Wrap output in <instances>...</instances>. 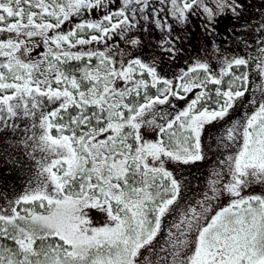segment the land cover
Here are the masks:
<instances>
[{"label":"rangeland","instance_id":"374dc122","mask_svg":"<svg viewBox=\"0 0 264 264\" xmlns=\"http://www.w3.org/2000/svg\"><path fill=\"white\" fill-rule=\"evenodd\" d=\"M58 1L56 7L57 0H0V28L7 31H0V42L9 41L8 46L0 44V101L10 114L16 111L20 96L29 94L36 100L39 96L35 94L50 93L56 98L57 90L48 83L47 78L51 75L44 70L48 57L42 67H32L28 63L36 56L28 57L27 52L36 46L34 40L38 39V32L26 43L18 34L20 30L15 29L10 35L8 29L24 23H35L39 27L50 22L54 24L57 12L59 20L56 21L62 22L81 5L99 0ZM81 23L62 27L51 34L50 53L63 52L70 47L94 50L87 46L101 37L102 20L91 17L83 25ZM86 26L90 27L88 36L80 35L78 41L68 38L69 32ZM259 26L264 28V15ZM39 27L33 28L34 31ZM18 40L19 46L14 45ZM98 49L109 60L111 68L106 70L102 66L89 70L94 78L102 73V77L108 79L104 80L101 93L96 97L93 93L91 100H86L113 105L132 83L131 49L128 45L112 44ZM60 56L72 58L60 54L57 59H61ZM141 63L136 65L141 66ZM235 64L246 66V81L244 83L243 78L241 87L226 92L227 103L222 108L193 112L199 97L198 86L183 84L181 94L176 85L179 79H167L168 90L172 88L180 97L177 106L166 101L125 122L110 121L103 130L82 143L79 140L66 143L55 137L35 135L29 141V157L40 171L48 174L50 188L43 184L36 192H29L24 186L0 183V216L8 218L17 213V204L28 200L27 197L42 199L39 201L41 206L51 204L47 211L25 209L23 215L60 235L71 246L72 256L81 261L86 259L91 246L106 249V252L94 254V258L85 264H264V42L259 39L239 43L221 37L205 50L194 52L185 63L186 70H205L212 82ZM251 75H254L251 83L255 88L250 96L247 92ZM157 78L163 79L161 75ZM58 94L64 101L70 99L65 89H60ZM246 104L248 108L243 110ZM32 108L34 106L26 109L31 113ZM233 117L235 140L232 145H227L230 139L223 140L226 135L223 128ZM176 123L191 129L195 138L194 152L176 154L161 144V130ZM124 124L136 126L142 164L162 171L175 187L179 186L176 173L181 164L206 161L217 149V144L228 150L220 166L209 173L195 209L186 216L177 215L163 233L160 232L163 215L172 206L173 199L155 207L153 225L149 229L143 202L148 196L133 200L129 206L126 204L127 211L121 217L99 208L95 204L96 196L86 190L87 186L102 189L101 184L104 185L100 197L104 202L117 200L122 194L118 179L126 170L125 158L118 152H108L105 142L116 136ZM216 132H219L217 141L214 139L212 143ZM211 143L214 147L209 145ZM84 171H89L84 190L78 195L66 196L63 192L65 180ZM19 212H24V208ZM23 244L29 245L28 238ZM50 264L71 263L56 260Z\"/></svg>","mask_w":264,"mask_h":264},{"label":"trees","instance_id":"16d2710c","mask_svg":"<svg viewBox=\"0 0 264 264\" xmlns=\"http://www.w3.org/2000/svg\"><path fill=\"white\" fill-rule=\"evenodd\" d=\"M57 4L59 1L56 7ZM225 28L222 36L228 38L231 29L229 25ZM253 28L257 30L256 27ZM89 29L90 27L77 28L76 36H88ZM260 35L254 31L246 36L240 35L238 39L241 43L252 39L264 41L263 34ZM181 38L182 33H179L174 39L181 40ZM200 38L197 31L191 30L188 41L189 52L178 63H172L171 66L164 64L159 66L158 61L176 60L175 52L174 58L170 59L172 53L166 51L153 49L144 53V56H140L131 50L129 67L132 83L130 88L119 96V100L113 102V105L89 102L93 93L96 97L102 92L103 84L108 79L102 77V73L94 78L90 76L89 70L99 67H105L108 70L111 68L109 60L97 54L79 59L61 56V59L58 58L57 61L50 60L49 64H55L44 70L51 75L47 80L52 88H57V97L54 98L50 93L39 95L41 109H43L40 114L28 112L25 115L24 111H19V107H16L12 117L10 112L4 109L5 106L2 105L4 102L0 101V183L4 186H24L29 192H36L37 188L43 184L50 188L48 174L40 171L29 157L31 145L29 141L35 135L55 137L66 143L77 140L82 143L103 130L110 121L125 122L150 107L159 106L166 101H171L177 106L180 97L173 92L172 88L167 92V79H179L176 83L179 88L176 89L178 93L183 91L181 88L183 84L193 83L198 86L199 97L192 108L193 112L222 108L227 103L226 92L244 84L241 80L244 78L245 68L242 65L230 66L218 83L210 81L207 72L203 69L186 70L185 63L194 52H201L215 43L213 38L208 36H205L203 40ZM137 62H142V65H136ZM55 72L56 78L52 77V75L55 76ZM157 75H161L163 79H158ZM60 89L68 91L69 100L60 99L58 94ZM163 94L166 96L163 97ZM17 102L16 104H23V96H20ZM234 117L228 122L227 127L223 128L226 130L223 140L230 139L227 145H232L235 140ZM216 133L212 137V143L215 142L214 139L217 141L219 132ZM160 142L165 149L176 154L195 151L194 135L191 129L181 123L162 129ZM212 143L209 145L214 147ZM105 148L108 152H118L125 158L126 170L118 179L122 194L117 200L111 199L104 202L100 198L104 188L101 182L99 183L102 189L87 186V192L96 196L95 204L99 208L121 217L125 216L127 211L125 206H129L133 200H142L144 195L148 196L143 202L149 229L153 225L155 207L173 199L172 206L163 215L161 233L167 230L168 224L177 215L186 216L195 209L196 200L203 192L209 173L217 169L222 163L220 161L228 154L227 149L217 144V149H214L211 155L209 154L210 157L206 161L181 164L177 168V173L175 172L179 179V186L175 187L171 179L162 171L146 168L142 164L143 158L136 138L135 125L124 124L116 136L105 142ZM88 173L89 171H84L68 177L63 185L64 194L70 197L80 194L85 188ZM27 198L29 199L17 204V213H12L8 218L0 216V264L8 262L50 264L56 260L61 263L69 261L71 264H85L92 260L97 252H106L105 248L94 249V246H91L83 261L72 256V248L66 240L53 230L23 215L27 211L25 209L37 212L47 211L52 207L51 204L44 203L41 206L39 201L42 199ZM22 208L24 212L20 213ZM25 238L29 240L28 246L23 244Z\"/></svg>","mask_w":264,"mask_h":264},{"label":"flooded vegetation","instance_id":"af4514ba","mask_svg":"<svg viewBox=\"0 0 264 264\" xmlns=\"http://www.w3.org/2000/svg\"><path fill=\"white\" fill-rule=\"evenodd\" d=\"M81 6L75 13H71L72 16L71 14L68 15L69 18H66L67 20L62 22L59 21L57 23L56 20H59V15L58 12L57 14L55 12L56 18L53 21L56 23L54 24L50 22L48 25L39 27L35 23H24L17 28L8 29V34L10 35L15 33V29L20 30L18 34L21 35L26 43L32 40L30 38L31 35L35 38L38 32L39 37L34 40L36 46L28 49L27 52L28 57L30 55H36L34 59L28 62L31 63L29 66L42 67L44 60L54 59L57 61V55L60 54H68L76 59L93 57L97 54L101 55L103 59H106L105 55L98 48L101 46L108 47L110 44L115 46L128 45L132 51L140 56H144V53L149 50L157 49L172 53L170 59H173V53L175 52L177 53L176 60H170L168 62L167 60L163 61L161 59L158 61L159 66L163 64L171 66L172 63H178L189 52L188 41L191 30L197 31L201 36V40L205 36L213 38L214 41L218 39L217 37H224L222 35L226 29L225 27H228V25L231 29L228 38L237 40L239 43H241L238 39L240 35L246 36L254 31L264 36V28L259 26L261 16L264 15V0H99ZM91 17L102 20L101 28H99V33L102 34L101 37L97 38L96 41H92L87 46L94 47V50L90 48L76 50L77 47H70L63 50V52H57L56 54L50 53L51 34L57 32L62 27L67 28L68 25L73 24L76 26V24L81 22V25H83ZM35 27L39 28L34 31L33 28ZM253 27H256L257 30H254ZM76 30L69 32L68 38L78 41L79 37L77 36L76 38ZM0 31L7 33L2 28H0ZM179 33H182L181 40H175L174 38L178 37ZM8 42L4 40L0 44L7 45ZM14 42V45L19 46L20 40ZM46 57L48 58L46 59ZM50 60L47 61L48 65L46 67L53 66L49 64ZM235 65L244 66L245 72L243 80L245 83V75L247 74L246 66L244 64ZM228 71L230 72L231 70ZM225 72L214 83H218L223 78ZM178 75L180 74L178 73ZM253 76H250L249 84ZM53 77L56 78L57 76ZM254 88V84L251 83L247 94L251 96V90L254 91ZM39 95L35 94L34 96L37 97ZM23 99V104H16L19 107V111L23 110L25 115H27L29 109L26 108L34 106L31 114H39L42 112V105L39 101L41 100L40 97L36 98L37 102H35V97L31 98L29 94L23 96ZM247 108L246 104L243 110ZM242 112L238 114L240 118ZM12 114L13 111L11 112V116Z\"/></svg>","mask_w":264,"mask_h":264}]
</instances>
